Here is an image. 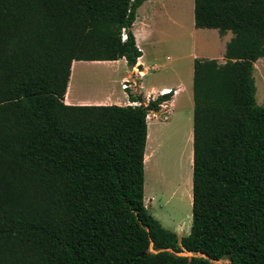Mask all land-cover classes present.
<instances>
[{"label":"trees","instance_id":"16d2710c","mask_svg":"<svg viewBox=\"0 0 264 264\" xmlns=\"http://www.w3.org/2000/svg\"><path fill=\"white\" fill-rule=\"evenodd\" d=\"M145 1L0 0V264H264V0H194L196 29L233 38L194 61L189 235L144 202L147 115L172 92L65 103L74 62L136 67Z\"/></svg>","mask_w":264,"mask_h":264},{"label":"rangeland","instance_id":"374dc122","mask_svg":"<svg viewBox=\"0 0 264 264\" xmlns=\"http://www.w3.org/2000/svg\"><path fill=\"white\" fill-rule=\"evenodd\" d=\"M153 1L157 2L158 6L154 11V26L156 31L160 32L158 34L161 41L159 49L157 50V53H159L160 56V60L157 62H147L149 66L156 65V69L151 70L147 77L143 79V82L145 83V85H147L148 88H151L153 86L159 87V85L163 82H177L180 79V76L176 77L174 72L176 70V64L178 62L179 54H183L182 51L191 49V41H182L181 46H179L180 44L179 42L177 43L178 40H176V36L179 35L182 38H190L189 29L191 27V8L193 6V0ZM177 6L179 7V9L177 8ZM173 16L179 22H182V28L175 27V25H171V23L163 24L167 21L168 18H171ZM198 40L197 50L199 51L202 50L209 53H216L219 50L217 43L214 40L212 41V38L209 40L207 45L203 44L200 38ZM212 49L214 52L212 51ZM152 52L153 50L151 49L150 53ZM167 56H170L172 61H167ZM149 59L150 56L147 57V60ZM263 66L264 61H257L254 64L253 70V75L255 73L254 78L256 79L257 104L263 101L262 99L264 97V74L260 77L259 73H261V71L260 69H258ZM79 68L81 72V75H79L78 77L80 79V85H83L84 81H91L97 83L98 86L103 87L106 82L111 81L117 82L116 87L119 90V82L121 78L128 74V69L123 63H119L116 65L83 64L80 65ZM189 71V65H187L184 60L183 69H181L178 75H181L183 80H188ZM136 80V82H139L140 79L137 78ZM191 92L193 93V86L191 88ZM171 95H174L173 91ZM260 105L262 106L263 104ZM193 109L194 107L191 106V99H187L186 97L179 101L177 105L173 107L171 127L165 129L160 137L155 138V140L158 141L162 140V145H159V148L157 150V159L155 158V161L151 165L150 163L148 164V170L145 173L144 198L148 199L147 211L155 220L159 222L162 228L174 232L177 235L178 239H181L182 237L190 234L193 223V207L191 199V193L193 191V165H191L192 161L190 160V179L192 180V182H190V199L188 201L181 197L179 199H174L172 202L171 200L167 202V195L170 190V186L168 184H165L166 189L162 192L160 191V182L165 180L163 173L168 172L169 170L174 168L176 162L178 163L179 161V146L183 141V133L185 130L190 131L191 127H193ZM167 116L169 117L170 115ZM192 151L193 144L191 143V152ZM150 200L152 201L150 202ZM220 263L230 264V261L229 259H225L220 261Z\"/></svg>","mask_w":264,"mask_h":264},{"label":"crops","instance_id":"0c3cea01","mask_svg":"<svg viewBox=\"0 0 264 264\" xmlns=\"http://www.w3.org/2000/svg\"><path fill=\"white\" fill-rule=\"evenodd\" d=\"M157 2L153 0H146L137 10L136 20L133 25V34L136 39V45L138 49L142 52V56L139 58L136 67L129 68L127 66L126 60L121 59L119 61L113 62H74L71 68L70 79L68 83L67 92L65 95V103L71 106H128V105H140V103H132L129 99V94L133 95H141L145 101V104L151 99H156V97L162 95L164 90H171L174 92L173 98L162 105L161 109L156 112H152L150 114V119L147 121L148 123V137L145 151V173L148 170V164L150 165L155 161L157 157V150L161 141L155 140L156 137H160L165 129L171 127V117L173 107L177 105L179 101L184 99H191V106L194 107L193 93L191 92V88L193 86V72H194V61L195 59H216L219 63H225L224 54L226 51L227 43L232 39L233 34L231 32H227L225 35H220L219 31L216 29H196L194 26V0L193 6L191 8V27L189 29L190 38L181 37L179 35L176 36L177 43L179 42V46H181V42H189L191 41V49L182 51L183 54H179L178 62L176 64L175 75L176 77L180 76V79L177 82H163L159 85V87H151L148 88L147 85L143 82V79L147 77L151 70L156 69V65H148L149 62H157L160 60L159 53L157 50L160 46V37L159 31L157 32L154 26V11L157 8ZM175 25V27L182 28V22H179L176 18L173 21H167L163 24ZM179 24V25H178ZM202 40L203 44L207 45L209 40L212 38L218 45V51L215 53H209L207 51L197 50V42L198 39ZM201 47V46H200ZM153 50L150 53L151 49ZM179 50V49H178ZM150 56V59L147 60V57ZM167 61H172L170 56L166 57ZM184 60L187 65H189V78L188 80H183L181 75H178L183 69ZM264 61L263 59L258 60ZM175 62V61H173ZM108 63V64H107ZM119 63H123L127 69L128 74L121 78L120 90L116 87L117 82H106L103 87L98 86L97 83L91 81H84L83 85H80L78 78L81 75L80 65L83 64H94V65H116ZM77 65V66H76ZM137 69L139 71L142 70L143 77L139 80L137 85H132V87L126 91L122 89V84L124 80L128 79L131 75L134 74V70ZM141 69V70H140ZM261 73H259L260 77L264 74V66L258 68ZM255 72V71H254ZM255 76V73H254ZM87 82V85L85 84ZM256 83V79H255ZM101 85V84H100ZM264 95V91H263ZM257 97V96H256ZM263 101L259 102L258 105L263 104L264 106V97ZM261 106V105H260ZM194 110V109H193ZM170 115L169 117L167 115ZM190 137L191 143L193 144V127L190 129ZM157 146V147H156ZM191 161H193V151L190 156ZM191 165L193 163L191 162ZM193 187V184H192ZM193 190V188H192ZM192 204H193V191H192ZM147 198H144L145 206L148 208ZM152 200H150L151 202Z\"/></svg>","mask_w":264,"mask_h":264},{"label":"bare ground","instance_id":"6f19581e","mask_svg":"<svg viewBox=\"0 0 264 264\" xmlns=\"http://www.w3.org/2000/svg\"><path fill=\"white\" fill-rule=\"evenodd\" d=\"M178 1H181V0H178ZM183 1H186V0H183ZM177 8L179 9L178 6ZM173 20H174V16L171 18H168V21L170 22ZM160 145H162V143ZM190 156H191L190 131L185 130L183 133V141L181 145L179 146V161L178 163L176 162L174 168L172 169L170 168L171 170L163 173L165 180L160 182L161 183L160 191L162 192L165 191L166 189L165 184H168L170 186V190L167 195L168 197L167 202L170 200L172 202L174 199H179L181 197L186 199L187 201L190 199V182H192V180L190 179V160H191Z\"/></svg>","mask_w":264,"mask_h":264},{"label":"built area","instance_id":"2783aa9c","mask_svg":"<svg viewBox=\"0 0 264 264\" xmlns=\"http://www.w3.org/2000/svg\"><path fill=\"white\" fill-rule=\"evenodd\" d=\"M122 37H123V40L127 39V35L125 34V32H123V36ZM135 70H136V72H135ZM135 70H134V74L133 75H131L128 79L124 80V82L122 84V89L124 91L130 89L132 87V85H137L136 83H138V82H136L137 81L136 79L137 78L141 79L143 77L142 71H139L137 69H135ZM170 92H172V91L171 90H164L162 92V95L169 94ZM151 113L152 112L148 113L147 121L150 119V114Z\"/></svg>","mask_w":264,"mask_h":264},{"label":"water","instance_id":"95a60500","mask_svg":"<svg viewBox=\"0 0 264 264\" xmlns=\"http://www.w3.org/2000/svg\"><path fill=\"white\" fill-rule=\"evenodd\" d=\"M179 255H181V256H185V257H193L194 256V254H192V253H186V252H184V253H181V254H179Z\"/></svg>","mask_w":264,"mask_h":264}]
</instances>
